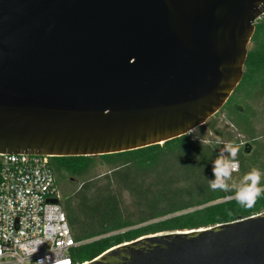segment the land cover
I'll return each mask as SVG.
<instances>
[{
	"label": "water",
	"instance_id": "1",
	"mask_svg": "<svg viewBox=\"0 0 264 264\" xmlns=\"http://www.w3.org/2000/svg\"><path fill=\"white\" fill-rule=\"evenodd\" d=\"M264 0H0V154L94 157L184 136L243 75ZM84 264H264V212Z\"/></svg>",
	"mask_w": 264,
	"mask_h": 264
},
{
	"label": "trees",
	"instance_id": "2",
	"mask_svg": "<svg viewBox=\"0 0 264 264\" xmlns=\"http://www.w3.org/2000/svg\"><path fill=\"white\" fill-rule=\"evenodd\" d=\"M221 115L224 123L218 118ZM262 116L264 19L254 24L239 84L203 126L163 144L133 151L50 159L58 181L63 183L65 177L79 180L71 194L58 200L73 239L80 243L72 250L73 260L87 263L145 236L205 229L264 212V192L251 207H244L234 188L209 187L214 178L212 162L228 142L237 148L234 161L239 164L240 179L257 168L259 186L264 187V129L258 128ZM99 165L108 169L85 179ZM236 174L226 181L229 185L236 184L232 180Z\"/></svg>",
	"mask_w": 264,
	"mask_h": 264
},
{
	"label": "built area",
	"instance_id": "3",
	"mask_svg": "<svg viewBox=\"0 0 264 264\" xmlns=\"http://www.w3.org/2000/svg\"><path fill=\"white\" fill-rule=\"evenodd\" d=\"M264 19V13L257 20ZM52 157L0 154V264L75 262L73 239L50 166ZM231 174L239 172V164ZM37 249L33 252V249Z\"/></svg>",
	"mask_w": 264,
	"mask_h": 264
},
{
	"label": "clouds",
	"instance_id": "4",
	"mask_svg": "<svg viewBox=\"0 0 264 264\" xmlns=\"http://www.w3.org/2000/svg\"><path fill=\"white\" fill-rule=\"evenodd\" d=\"M228 153V157H225L223 153ZM237 152V148L231 143H225L220 149V155L212 162L214 178L209 181V187L213 190L219 188L222 190L235 189V197L237 201L244 207H251L255 202L257 196L264 192V187L259 186L261 173L257 168H252L246 173L237 186L235 183L229 185L226 181L230 177L231 173L236 169L234 158ZM37 249H33L35 252ZM46 257L36 260L35 264H46Z\"/></svg>",
	"mask_w": 264,
	"mask_h": 264
},
{
	"label": "rangeland",
	"instance_id": "5",
	"mask_svg": "<svg viewBox=\"0 0 264 264\" xmlns=\"http://www.w3.org/2000/svg\"><path fill=\"white\" fill-rule=\"evenodd\" d=\"M218 118H219V120H221L224 123L225 120H224V117L222 115L219 116ZM262 118H263V121L258 127L259 130L264 129V117L262 116ZM238 138L241 139V137H238ZM107 169H108V167H106V166H100V165L96 166L92 170H90V172L85 176V179L92 178V177H95L96 175L102 174ZM54 177H55V175H54ZM232 180L236 181V185L239 186L240 181H241V179L239 177V173L234 175ZM78 182H79V180H77L75 178L65 177V178H63V183H62V182L58 181L55 177V183H56V188L58 190L60 202H61L63 195L71 194L78 187Z\"/></svg>",
	"mask_w": 264,
	"mask_h": 264
}]
</instances>
